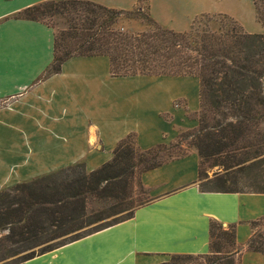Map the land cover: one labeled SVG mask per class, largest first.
Segmentation results:
<instances>
[{"label":"trees","instance_id":"16d2710c","mask_svg":"<svg viewBox=\"0 0 264 264\" xmlns=\"http://www.w3.org/2000/svg\"><path fill=\"white\" fill-rule=\"evenodd\" d=\"M148 1L122 11L88 1L49 0L16 18L45 24L44 17L60 15L66 21L64 30L54 32L53 61L41 79L58 73L69 58L97 56L108 58L112 77L197 79L196 126L182 136L198 156V190L264 195V32L247 33L221 14L196 17L184 33L164 29L150 17V32L118 28L121 17L142 10L140 3L147 11ZM252 1L264 30V0ZM201 18H207L205 28L199 27ZM181 149L161 143L143 150L132 133L118 142L110 161L92 172L76 164L0 191V232L7 231L0 248L13 257L29 251L12 262L20 264L129 220L148 201H128L134 182L145 192L142 174L187 156L180 155ZM95 201L111 204L96 210L89 207ZM250 226L261 230L243 249L235 226L212 221L207 254L172 255L161 264H239L244 250L264 256V218Z\"/></svg>","mask_w":264,"mask_h":264},{"label":"crops","instance_id":"0c3cea01","mask_svg":"<svg viewBox=\"0 0 264 264\" xmlns=\"http://www.w3.org/2000/svg\"><path fill=\"white\" fill-rule=\"evenodd\" d=\"M46 1L0 0V191L76 164L92 172L132 133L143 150L171 141L175 135L165 132L145 137L142 112H129L140 93L134 85L144 79L186 80L190 86L196 80L193 108L185 93L172 96L170 105L183 97L192 112L198 107L197 79L112 77L104 56L69 58L58 73L41 79L53 61L54 30L16 16ZM76 1L128 11L138 0ZM216 3L211 9V0H149L147 14L177 33L187 32L202 14L226 15L250 34L264 32L252 0ZM162 113L168 111L158 116ZM128 114L136 120H128ZM197 165L194 152L142 174L148 201L132 218L20 264H161L172 255H205L212 221L235 226L236 243L245 249L258 229L250 223L264 218V195L201 193ZM107 236L112 239L106 241ZM247 259L264 264L263 255L244 250L239 264H248Z\"/></svg>","mask_w":264,"mask_h":264},{"label":"rangeland","instance_id":"374dc122","mask_svg":"<svg viewBox=\"0 0 264 264\" xmlns=\"http://www.w3.org/2000/svg\"><path fill=\"white\" fill-rule=\"evenodd\" d=\"M218 0H211V9L215 8L218 3H216ZM142 10H136L134 12L133 17H121L118 22V28L124 30V32H127L129 34H137L142 32H150L154 29V24L151 19H149V16L146 11V5L145 2L140 3L139 5ZM138 8V7H137ZM136 8V9H137ZM208 16L210 15H217V14H206ZM43 22L49 26H52L54 29V32L59 30H64L66 28V21L63 16L60 15H53L52 17H44ZM205 25H207V18H201L199 21V27L205 28ZM210 29H214L216 26L211 23L208 25ZM184 33V32H183ZM165 78H191V77H165ZM143 83L139 85H134L135 88H138L140 90V93L137 96L133 97V101L131 104V108L129 112L133 113L132 109H137L138 111H141L143 114L144 119H142V124L140 126V129L144 132V136L147 137V134L165 132L169 135H175L174 138L169 141L165 142L166 145H175V146H182L181 154L180 155H189L191 153H196V151L189 146L190 139L182 136L183 133H186L187 131L193 129L196 126L195 116L197 114L199 103H197V110L195 112H192L191 109H189L188 103L185 98L180 97L171 102L170 101L172 96L180 93H185L188 97H190V107H194L195 102V93L193 94L194 86L197 87L196 80L194 82L192 81V85L190 86V82L180 80V81H159V80H147L144 79ZM179 80V79H176ZM198 102V101H197ZM174 109H172V108ZM177 109V110H176ZM168 113H162L160 116L158 114L160 112H167ZM128 112V113H129ZM171 115H170V114ZM135 115V110L134 113ZM128 120L135 121V116L129 115ZM172 116L174 118H172ZM172 119V120H171ZM189 122L191 123L190 127L187 126ZM189 128V129H188ZM165 138V137H164ZM185 153V154H184ZM147 199L146 193L142 191L141 187L134 182V188L132 190L131 195L128 198V201L133 202V204H138L142 201H145ZM111 202L109 204L102 203V202H93L89 204L90 208L93 209H103L108 206H110ZM256 205H259L256 204ZM260 204L261 207H263ZM261 228H258V231H260ZM7 234V231H1L0 232V238H3ZM112 237L107 236L106 241L111 240ZM2 240V239H1ZM11 249L16 251L17 247L15 246H8L7 250ZM29 253V251L22 252L18 256H9L6 254V251L1 247L0 248V264H12L13 260L16 259L19 256L25 255ZM5 257V258H4ZM248 264L254 263L250 259H247Z\"/></svg>","mask_w":264,"mask_h":264}]
</instances>
